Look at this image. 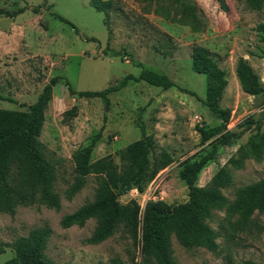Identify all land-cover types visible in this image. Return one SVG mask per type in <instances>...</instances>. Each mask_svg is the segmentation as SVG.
I'll return each instance as SVG.
<instances>
[{
    "label": "rangeland",
    "instance_id": "rangeland-1",
    "mask_svg": "<svg viewBox=\"0 0 264 264\" xmlns=\"http://www.w3.org/2000/svg\"><path fill=\"white\" fill-rule=\"evenodd\" d=\"M111 1L106 15L93 8L89 0H0L3 10L25 8L13 19L0 17V109L26 111L52 78H61L53 87L39 138L55 168L60 209L35 205L17 207L13 216L0 213V264L13 256L15 240L45 227L51 233L42 253L55 264H108L114 258L122 264H134L132 257L135 264L140 261L141 223L137 245L121 229L102 243L90 245L85 240L96 226L94 219L67 229L60 221L92 203L97 195V180L89 176L84 187L71 200L66 199L65 192L74 181L73 153L88 146L100 132L91 161L112 159L118 171L122 170L125 148L141 137L137 121L141 109L145 131L156 143L151 158L164 150L173 162L148 183L143 193L133 189L118 199L120 205L136 202L141 210L139 219L149 200H161L170 207L187 201L180 164L188 158L197 160L213 154L197 176L199 187L207 186L216 171L226 165L232 182L221 192L229 202L235 199L237 189L264 178V155L260 160L245 158L239 169L228 163L238 157L240 148L247 149L249 137L257 130L264 131V120L259 129L256 125L264 114V91L257 96L243 93L235 76L237 60L243 58L264 88V43L256 31L264 22V6L253 11L245 0H223L227 7L223 11L217 0ZM36 7L38 13L33 12ZM184 10L192 15L200 32L177 22ZM195 45L207 48L226 73L228 84L219 104L230 111L227 130L242 132L231 145L214 146V138L204 142L197 132V126L213 128L220 121L200 101L205 97L206 77L191 69ZM142 69L165 74L176 87L163 91L130 81L106 95L104 101L72 97L64 83L68 81L76 92H102L125 76L137 77ZM74 106L77 115L64 120V113ZM258 219L263 221L262 216ZM208 224L218 234V250H186L171 237L174 264L264 263L263 233L255 228L232 229L225 211H214Z\"/></svg>",
    "mask_w": 264,
    "mask_h": 264
},
{
    "label": "trees",
    "instance_id": "trees-1",
    "mask_svg": "<svg viewBox=\"0 0 264 264\" xmlns=\"http://www.w3.org/2000/svg\"><path fill=\"white\" fill-rule=\"evenodd\" d=\"M89 2L93 8L106 15L112 8L111 0H89ZM217 2L223 11L227 10L223 0ZM245 4L253 11H260L264 6V0H245ZM24 10L25 8L14 11L0 9V17L13 19ZM33 12L38 13L39 8H33ZM188 17L193 19L192 15H188L184 10L177 22L190 25L192 32H200L195 20L190 21ZM59 19L65 22L62 18ZM106 20L107 17L105 22ZM171 20L174 22L176 19ZM68 25L74 28L73 25L69 23ZM256 31L259 41L264 43V22L257 25ZM87 40L93 41L90 38ZM114 54L120 56L118 52ZM191 69L205 75V97L200 101L215 119L220 121L218 126L213 128L205 129L197 126L200 137L204 142L214 138L211 142L214 146L237 142L242 137V132L227 130L230 111L221 108L219 104L228 84L225 71L218 66L212 53L200 45L192 48ZM235 75L243 93L250 96L263 93L264 88L258 75L243 58L237 60ZM60 79L52 78L26 111L0 109V213L13 216L20 206L43 205L55 211L60 209L59 197L54 187L55 168L46 158V148L39 139L53 87ZM130 81L144 82L163 91L176 87L165 74L147 69H142L137 77L125 76L119 83L102 92H76L68 81L64 80V83L72 97L100 98L105 101L106 95L124 88ZM189 93L196 96L193 92ZM0 99L3 100L1 97ZM142 111L141 109L137 116L141 137L125 148L123 157L126 165L122 170L118 171L112 159L91 161L93 148L101 138L100 132L92 137L88 146L73 153L74 181L65 192L66 199L71 200L84 187L85 179L89 176L97 180V195L92 203L63 216L60 221L61 227L64 229L72 226L82 227L88 220L94 219L96 226L85 243L100 244L121 229L133 240L134 245H137L138 226L141 223V259L136 264H174L170 252L171 237H174L186 250L204 248L215 253L219 248L216 242L218 234L208 224L214 211H225V219L232 229L243 231L247 228H255L264 234V178L237 189L235 199L229 202L221 192L232 182L226 165L216 171L207 186L199 187L196 184L199 172L212 160V153L205 154L197 160L188 158L180 164V178L188 189V199L184 203L170 207L161 200H149L145 203L141 219H139L141 210L136 202L119 204L118 199L133 189L143 193L148 183L173 162L172 157L164 150L158 156L151 158L156 143L152 135H148L145 131ZM76 115L77 107L74 106L64 113V120H70ZM262 120L264 114L256 123L257 129L261 127ZM246 147L247 149L238 150L237 158L229 159L228 163L233 168H241L242 161L247 157L255 160L262 158L264 131L257 130L254 136L249 137ZM259 216L263 217L261 223ZM50 233V229L45 227L32 230L25 238H18L12 244L13 256L2 264H55L46 259L42 253ZM132 261L135 264L134 257ZM108 264L122 263L114 258ZM243 264L264 263L245 261Z\"/></svg>",
    "mask_w": 264,
    "mask_h": 264
},
{
    "label": "crops",
    "instance_id": "crops-1",
    "mask_svg": "<svg viewBox=\"0 0 264 264\" xmlns=\"http://www.w3.org/2000/svg\"><path fill=\"white\" fill-rule=\"evenodd\" d=\"M236 76V75H235Z\"/></svg>",
    "mask_w": 264,
    "mask_h": 264
}]
</instances>
